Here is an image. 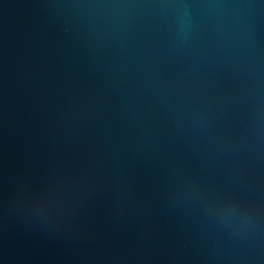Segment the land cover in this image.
I'll use <instances>...</instances> for the list:
<instances>
[{"label":"water","instance_id":"1","mask_svg":"<svg viewBox=\"0 0 264 264\" xmlns=\"http://www.w3.org/2000/svg\"><path fill=\"white\" fill-rule=\"evenodd\" d=\"M0 264H264V0H0Z\"/></svg>","mask_w":264,"mask_h":264}]
</instances>
